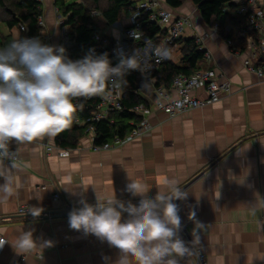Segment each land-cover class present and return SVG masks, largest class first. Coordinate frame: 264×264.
I'll list each match as a JSON object with an SVG mask.
<instances>
[{"label":"crops","instance_id":"0c3cea01","mask_svg":"<svg viewBox=\"0 0 264 264\" xmlns=\"http://www.w3.org/2000/svg\"><path fill=\"white\" fill-rule=\"evenodd\" d=\"M40 3L45 22L40 27L42 42L60 47L59 24L65 17L55 0ZM175 10L195 11L194 29L188 35L199 37L202 48L212 56L211 62L202 61V69L206 66L220 72L231 82V93L219 102L174 117L152 112L148 115L151 131L108 150H94L86 135L76 148L67 149V156L59 154L66 149L56 146V136L21 145L20 159L11 173L14 194L0 200V235L10 242L1 248L0 264H115L119 250L94 235L70 229L68 217L28 215L31 208L48 213L78 207L81 198L94 205L96 192L101 197L115 192L119 200L139 201L126 191L129 177L150 188L149 197L155 196L165 180L175 179L180 187L191 182L184 189L188 198L178 201L179 215L190 242L194 224L188 219L189 211L195 210L196 219L204 224L197 251L206 254L209 264H264V80L243 67L241 56L227 45L229 36L223 30L213 33L196 7L187 3ZM128 14L123 11L112 25L97 16L100 32L113 40L120 38ZM0 32L15 39L26 31L20 27L10 30L0 23ZM233 44L242 46L236 39ZM174 56L179 63L182 50L174 49ZM17 147L14 141L10 144L13 151ZM48 147L53 151L48 152ZM21 208L28 212L21 214ZM24 231H31L38 244L50 241L51 246H36L27 252L15 249L12 244ZM188 264H197L196 257Z\"/></svg>","mask_w":264,"mask_h":264},{"label":"clouds","instance_id":"9594fccd","mask_svg":"<svg viewBox=\"0 0 264 264\" xmlns=\"http://www.w3.org/2000/svg\"><path fill=\"white\" fill-rule=\"evenodd\" d=\"M132 35L136 39L135 32ZM150 54L158 60L170 57L168 49L160 46ZM116 55L115 65L107 53L96 54L94 49L73 60L63 47L45 44L38 37L18 36L0 47V178L4 180L0 200L14 194L11 173L17 167L21 145L51 140L73 122L78 107L75 101L106 96L109 87H126L131 71L149 70L144 60L148 53L142 56L135 50L127 55L118 50ZM13 141L18 146L15 151L10 149ZM129 181L126 191L140 198L138 205L117 199L115 192L104 197L96 192L94 205L81 198L80 207L69 212L70 229L94 235L118 249L115 264H180L185 259L188 264L197 255L204 227L195 210H190L188 219L194 224L190 245L179 235L182 220L175 201L186 200L189 192L179 181L168 179L149 197L150 188L130 177ZM29 212L37 217L42 209ZM6 243L10 242L0 236V248ZM12 246L27 252L36 246H51V242L38 244L31 231H24Z\"/></svg>","mask_w":264,"mask_h":264},{"label":"built area","instance_id":"2783aa9c","mask_svg":"<svg viewBox=\"0 0 264 264\" xmlns=\"http://www.w3.org/2000/svg\"><path fill=\"white\" fill-rule=\"evenodd\" d=\"M130 1L135 4L129 11L128 24L122 28L120 38L113 40L110 34L96 33L89 50L94 49L96 54L107 53L108 57H117L118 50H123L127 55H132L135 50L142 56L148 53L147 56H144V60L149 70L144 73L131 72L138 74L143 82H148L152 86L154 98L151 99L144 92H136L146 101L131 110L132 113L140 117V121L135 124L126 137H116L112 143L102 146L95 145L97 135L93 123L108 121L111 114L122 110L123 88L112 89L109 87L106 90V96H95L75 101L78 105L76 111L86 114L85 119L76 120V124L79 127L89 124L86 136L90 137L94 144V150L112 149L138 139L142 134L151 131L153 125L149 121L148 115L152 112L174 117L219 102L232 91L231 82L224 79L220 72L211 68L200 69L192 75L178 74L169 88L156 86L159 66L166 61L175 62L174 49L181 51L184 39L194 37L196 43L203 49L199 37L188 35V30L194 29L195 11L192 13L178 12L169 7L165 0ZM92 15L97 17L101 14L94 10ZM44 25L45 22L41 16L38 19V26L42 28ZM151 25H155L161 30L153 39L147 35V28ZM59 26L61 28L60 47L64 49L73 47L75 40L71 36V26L67 19H63ZM20 30L27 31V28L20 25ZM211 30L213 33L223 30L225 35L229 36L228 47L234 54L241 56L243 67L264 80V0H231V3L223 11L222 20L214 22ZM133 32H135L136 39L132 35ZM234 39L242 42V46L234 45ZM156 46L168 49L170 57L158 60L152 56L151 50ZM203 61H212L211 53L207 50H204ZM47 151H53V147H48ZM59 154L67 156L68 150H60ZM19 159L18 153L16 162ZM57 198L58 195H55V199ZM27 212L25 208L20 209L21 214ZM194 257L197 259V264H209L206 254L201 251H197V255L190 260ZM185 261L187 260L185 259Z\"/></svg>","mask_w":264,"mask_h":264},{"label":"trees","instance_id":"16d2710c","mask_svg":"<svg viewBox=\"0 0 264 264\" xmlns=\"http://www.w3.org/2000/svg\"><path fill=\"white\" fill-rule=\"evenodd\" d=\"M166 4L178 9L187 0H165ZM199 10L204 23L211 27L214 22L223 18L224 9L231 3V0H190ZM102 2L106 3L102 7ZM56 7L67 19L71 26V36L75 40V45L70 49H65V55L73 60L83 58L93 43V36L101 31L98 17L92 12L97 10L106 19L109 25L121 19L123 11H130L134 3L130 0H83L81 3H68L67 0H55ZM0 13L4 17L0 18V23H5L12 30L20 25H24L27 31L21 35L23 37H38L41 41L40 27L38 19L42 16L41 3L38 0H0ZM161 30L155 25L147 28V35L153 39ZM0 47L13 40L11 35L2 36L0 32ZM182 59L179 63L166 61L159 66L157 73V85L169 88L178 74L192 75L202 69L204 50L196 43V39L186 38L183 40ZM112 64L117 63V57H110ZM127 86L123 88L122 110L111 114L108 121L94 122L97 139L95 145L102 146L112 143L116 137H125L135 124L140 121V117L131 110L146 101L136 92L141 91L149 94L153 88L148 82H143L140 76L130 72L126 76ZM143 84H145L143 86ZM85 113L75 112L73 122L65 130L56 135L55 144L62 149H74L78 146L80 139L86 135L89 124L79 127L76 120L85 119Z\"/></svg>","mask_w":264,"mask_h":264},{"label":"water","instance_id":"95a60500","mask_svg":"<svg viewBox=\"0 0 264 264\" xmlns=\"http://www.w3.org/2000/svg\"><path fill=\"white\" fill-rule=\"evenodd\" d=\"M117 23V22H116ZM191 184L190 183H187L186 185H184L182 188L186 189L189 185ZM133 204H137L139 203V201H132ZM175 203H177L178 205V201H175ZM74 207H77V206H65L63 209H59V210H55V211H51V212H48V213H40L39 216L37 217H34L32 214L31 215H28V218H66L68 217V214L69 212L74 208ZM80 207V206H78ZM77 207V208H78ZM1 220V219H0ZM180 234L181 236L187 241L188 244H190V239H189V236L184 228V226L182 225L181 227V231H180Z\"/></svg>","mask_w":264,"mask_h":264},{"label":"rangeland","instance_id":"374dc122","mask_svg":"<svg viewBox=\"0 0 264 264\" xmlns=\"http://www.w3.org/2000/svg\"><path fill=\"white\" fill-rule=\"evenodd\" d=\"M70 2H75V1H78V0H69ZM187 3H190V4H192L193 5V3L190 1V0H187L186 2H185V4L184 5H186ZM101 6L102 7H105L106 6V3L105 2H102V4H101ZM193 7H195L194 5H193ZM196 10V9H195ZM2 17H4V15L2 14V13H0V18H2ZM105 30V29H104ZM175 58H176V56H175ZM204 68H208V67H204ZM145 85V84H144ZM148 95L150 96V98L151 99H153L154 98V96H153V94H152V90L150 89L149 91H148Z\"/></svg>","mask_w":264,"mask_h":264}]
</instances>
